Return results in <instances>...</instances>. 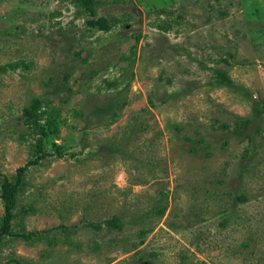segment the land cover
<instances>
[{
	"label": "rangeland",
	"instance_id": "obj_1",
	"mask_svg": "<svg viewBox=\"0 0 264 264\" xmlns=\"http://www.w3.org/2000/svg\"><path fill=\"white\" fill-rule=\"evenodd\" d=\"M91 3L0 0V264H264V0Z\"/></svg>",
	"mask_w": 264,
	"mask_h": 264
},
{
	"label": "trees",
	"instance_id": "obj_2",
	"mask_svg": "<svg viewBox=\"0 0 264 264\" xmlns=\"http://www.w3.org/2000/svg\"><path fill=\"white\" fill-rule=\"evenodd\" d=\"M78 2L84 3L87 9H92L91 0H78ZM89 23L93 26H97L101 29L110 28L109 20L104 17H97L95 19L89 20ZM44 102L39 98H34L29 107L24 110V118L28 125L32 128L33 132L38 136L36 157L30 162L31 164L38 163L40 158H44L47 153V144H50L49 137L51 131L55 130L57 123L53 120L52 116L45 110ZM242 125L247 124V119L240 120ZM237 130H242V126L237 127ZM53 151H59L58 146L55 144L51 145ZM26 166L21 168L18 172V177L15 183L9 182V180H4L2 183V196L5 201V215L3 224L0 228V238L4 235L11 234L12 220L14 218V209L16 205V195L18 192L19 183L22 182L24 171ZM8 181V182H7ZM115 221V220H114ZM117 221V220H116ZM114 224L113 221L110 223ZM101 228V225H98Z\"/></svg>",
	"mask_w": 264,
	"mask_h": 264
}]
</instances>
